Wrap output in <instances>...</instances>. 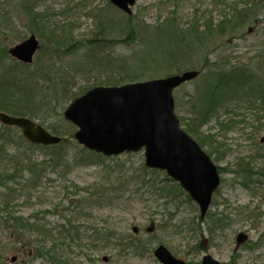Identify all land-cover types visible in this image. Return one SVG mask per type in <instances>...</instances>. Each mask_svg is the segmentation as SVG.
Returning a JSON list of instances; mask_svg holds the SVG:
<instances>
[{
    "label": "rangeland",
    "instance_id": "374dc122",
    "mask_svg": "<svg viewBox=\"0 0 264 264\" xmlns=\"http://www.w3.org/2000/svg\"><path fill=\"white\" fill-rule=\"evenodd\" d=\"M37 1L38 11L45 16L47 12L51 14V26L73 29L83 43L100 21L95 14L97 9L119 17L120 26L127 23L129 15L118 11L110 0ZM11 9L14 25L8 28L0 23V71L6 69L0 73V84H6V92L19 87L14 72L8 69L15 60L8 49L32 34L40 41L36 54L40 55L39 60L54 54L69 71L78 72L74 90L88 87L98 75L107 78L117 74L107 71L108 75H100L97 68L90 70L85 55L89 49L85 45L72 53L54 48L47 35H42L43 31L22 13L17 0L12 1ZM131 15L137 28L135 41L121 43L120 33L116 32L110 37L115 39L113 42H105L104 48L113 45L107 51L124 56L132 66L139 67L141 59L163 51L161 45L170 46L171 51L166 52L170 58L155 64L149 75L159 78L184 70L201 71L197 78L174 91L175 112L180 121L190 122L193 112L199 111L200 102L193 95L204 87L214 70L245 69L249 81L252 77L260 83L257 90L264 95V0H136ZM166 21L179 25L182 39L163 35ZM247 92L249 85L244 83L236 90V104H223L229 113L219 108L215 112L219 114L217 119L212 118L193 136L221 173V185L204 218L200 217L198 204L164 170L145 166L143 150L91 156L94 160L89 161L91 150L72 137L68 143L69 157L75 160L71 171L64 174L63 169L49 166L30 199L12 202L10 215L0 210V264H161L154 255L159 244L188 264H201L206 254L223 264H264V105L262 99L251 100ZM64 110L56 107L51 122L62 124ZM12 132L14 137L22 134L18 128ZM24 149L27 160L31 156L41 162V150H30L27 143L20 150L10 146V152L18 156ZM143 179L156 182L159 187L168 182L175 187L177 196L172 199L148 185L141 186ZM2 190L0 187V194ZM98 190L104 192L96 205ZM84 198H89V202L82 203L80 199ZM33 221L52 229L47 230L52 233L50 240L42 239L38 230L27 225ZM135 226L138 239L146 247L138 252L124 250L116 237L129 241ZM149 227H153L152 232L147 231ZM69 228L78 230L80 238L73 240L58 233ZM97 231L116 237L108 240L106 246L104 241L97 243L103 247L96 249L90 236ZM240 233L247 239L237 244ZM38 245L46 250L53 248L54 258L40 255ZM104 257L108 259L105 261Z\"/></svg>",
    "mask_w": 264,
    "mask_h": 264
},
{
    "label": "trees",
    "instance_id": "16d2710c",
    "mask_svg": "<svg viewBox=\"0 0 264 264\" xmlns=\"http://www.w3.org/2000/svg\"><path fill=\"white\" fill-rule=\"evenodd\" d=\"M12 1L13 0H0V23L9 25L8 28L14 25L13 11L11 9ZM17 3L22 13L28 16L30 22L32 21V24L36 25L39 31L40 29L43 31L42 35H47L49 43L54 46V48H60L64 53H72L85 45L87 49H89L85 55L89 58L88 64L91 65V68H89L90 70L97 68L96 73H101L100 75L107 71H113L117 74H114V76L109 75L107 78H100L99 75L97 77L95 76L96 78L93 83L88 87L74 90L76 86L75 76L78 75V72L75 69L69 71L63 64H60L59 61L56 60L54 54L50 55V57L49 55H45L42 60H39L38 56L40 55H38L35 58V62L32 64H25L14 60L13 66H8L9 71L14 72L15 80L20 88L17 87L15 90L8 93L6 92V84H0V112H6L16 116H27L32 119H40L43 126L49 129L53 134L62 137V141L55 145L43 146L33 144L21 133L19 136L14 137L12 131L16 129V127L1 124L0 187L3 189V192L0 194V210L3 212L5 211V213L9 215L12 213V202L19 199L28 200L32 197L33 191L40 185L43 176L46 174V169L49 166L54 169H63V173L66 174L71 171L74 165L75 160L72 161L68 154V143L71 142L70 138L73 137L75 126L66 121L61 114L62 124L51 122L52 111H54L56 107L62 110L65 109L70 101L83 94L89 88L97 85L114 86L155 78V75H149L150 70L155 67V64H162L161 61H167L170 56L169 53L166 52L171 51L170 46L161 45L160 48H162L163 51H159L156 55H150L141 59V66L139 67L132 66V63L125 60L124 56L112 55V51H107L108 49L112 50L113 45L110 44L109 47L104 48L105 42H113L115 40L110 37L116 32L120 33L118 38H121V43L128 44L133 40L135 41L137 37V28L133 21L134 17H132L131 14L127 17V23L120 26V24H117L119 22L121 23L119 17L109 16V13L102 9H97V12L94 10L100 21L96 24L97 26L91 36L83 43L82 40L76 38L73 29L59 25L51 26V14L47 12L45 16L43 11H38L39 2L37 0H17ZM234 17L236 18V15ZM207 26L205 29L209 28V24ZM160 27H162V25ZM219 27L221 28L222 24H219ZM162 29L164 31L163 35L166 37L177 35L180 39L183 38V35L180 34L179 25L173 22L170 24L166 21L165 27ZM159 40L160 36L158 37V41ZM5 70L6 69L1 70L0 73H4ZM103 70L105 72H103ZM106 75L108 74L106 73ZM207 78L204 87L198 89L196 94L193 95L200 102L198 103L200 107L199 111L193 112L194 115L190 122H183L181 120L182 124L187 125L185 130L192 137L212 118L217 119L219 114L215 112L219 108H224L223 110H226V107L223 105L225 102L228 104H236V90L242 88L244 83L249 85V92H247V94H250L251 100L252 97L262 99V104L264 105V95L260 94L257 90L260 83H256L251 77L252 84L250 86V76L246 75L245 69H242L240 72H236V67H227L223 72L214 70ZM52 90L53 93L51 92ZM59 99L62 100L61 103ZM55 100L58 101L57 104ZM229 111L230 110H226V114H228ZM26 143L30 147V150H41V155H43L41 162L35 161L31 156H28L29 158L27 160L24 154L26 149L20 152L19 156L14 152H10L11 144L18 146L20 150L25 147ZM32 151L34 152V150ZM15 155L17 156L15 157ZM91 156L99 158L102 155L91 151L88 156V159H91L89 161L94 160ZM26 161L28 163H26ZM148 182L149 181L143 179L140 185H148L156 191L159 190L161 195L169 196L172 199L177 196V191L174 190L175 187L172 185L170 186L168 182L161 187H159V184H156V182ZM165 186L172 187V190H168ZM103 192L104 191H102V193ZM96 193L98 197L96 198L95 204L97 205L100 204L102 193L99 192V190L96 191ZM88 200L89 198L80 199L82 203H88ZM16 219L19 220L20 218ZM27 225L32 229L38 230L41 233L40 237L42 239L50 240L52 233L47 232V230L51 231L52 229L45 228L42 224H36L35 221L28 222ZM71 229L72 228L64 231L60 230L58 233L63 237L73 240L80 238V232ZM90 237L91 243L98 249L103 246H98L97 243L104 241L103 245L106 246L108 240H112L116 236L113 233L108 234L104 232L103 234L97 231L96 234H91ZM116 240L119 246L128 251L132 250L138 252L141 247H146L145 242L139 240L138 236L135 234L129 236V241L120 237H116ZM55 246L56 245L53 244V247ZM38 249L40 255H49L51 259L54 258V254L52 253L53 248L50 247L46 250L45 246L38 245Z\"/></svg>",
    "mask_w": 264,
    "mask_h": 264
},
{
    "label": "water",
    "instance_id": "95a60500",
    "mask_svg": "<svg viewBox=\"0 0 264 264\" xmlns=\"http://www.w3.org/2000/svg\"><path fill=\"white\" fill-rule=\"evenodd\" d=\"M111 3L131 13L136 0H111ZM39 47V40L31 35L12 46L9 53L29 64ZM199 73L185 70L120 86H95L75 98L65 109L64 117L77 128L75 140L89 150L105 156L144 150L145 166L166 171L198 204L200 216L205 217L220 186V174L207 152L181 126L174 99V90L197 78ZM0 121L19 127L36 144L52 145L61 141V137L28 117L0 112ZM261 141L264 142V137ZM133 231L137 233L138 227H133ZM147 231L152 232L153 227ZM236 239L240 244L247 236L240 233ZM154 255L162 264H187L163 244L155 248ZM201 264L222 263L206 254Z\"/></svg>",
    "mask_w": 264,
    "mask_h": 264
}]
</instances>
